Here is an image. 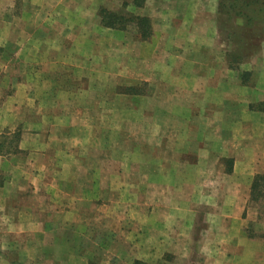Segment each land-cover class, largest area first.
Instances as JSON below:
<instances>
[{"label":"crops","instance_id":"crops-1","mask_svg":"<svg viewBox=\"0 0 264 264\" xmlns=\"http://www.w3.org/2000/svg\"><path fill=\"white\" fill-rule=\"evenodd\" d=\"M221 1L0 0V264H246V244L252 264H262L264 238L248 235L243 219L253 215L255 176L264 175V44L248 65L234 63L220 38ZM139 20L149 23L134 37L129 26ZM116 31L131 37L122 46L127 71L113 59L102 75L96 51L117 46ZM86 70L89 83L111 85L78 86ZM142 82L153 89L136 90ZM119 97L157 103H144L141 119L133 105L123 122L90 117ZM63 110L77 119L57 122ZM119 147L131 156L127 169L102 171ZM221 159H231L230 171L215 172ZM137 174L150 180L138 184L139 203L102 180L131 187ZM203 199L211 214L198 235Z\"/></svg>","mask_w":264,"mask_h":264},{"label":"rangeland","instance_id":"rangeland-1","mask_svg":"<svg viewBox=\"0 0 264 264\" xmlns=\"http://www.w3.org/2000/svg\"><path fill=\"white\" fill-rule=\"evenodd\" d=\"M118 1V0H117ZM118 8V7H117ZM114 8V9H117ZM219 10L223 12L224 19L226 18L225 26L220 27V38L224 42H229L231 43L232 50H231V55L230 59L235 63H246L249 62L250 59L254 57L255 54L259 53V49L264 44V0H222L219 6ZM168 12V11H167ZM166 12V13H167ZM134 14V13H133ZM148 21H140L135 22L132 21L129 26V32L133 33L134 37H140L139 35H136L137 31H143L144 26ZM149 23V22H148ZM25 26H34L32 24H29L27 20H23V27ZM38 27H43L40 23L37 25ZM132 36V37H133ZM113 35L111 34L110 38H112ZM115 37L118 39L119 44L117 46H114L113 44L110 43L103 44V48L101 51V54L99 56V51H96V59L101 60L103 62V67H102V75H107L111 71V65L113 64V59L116 62V66L118 71H122L123 73H126L127 71V64L129 63V58L126 57V52L122 46H126V42L129 41L131 38L129 34L121 35L116 31L115 32ZM123 42V43H121ZM240 43L239 45H236L237 43ZM236 43V44H234ZM240 48V53H238L235 49ZM246 65V66H247ZM247 68V67H245ZM244 70V69H243ZM258 69H256L257 71ZM92 73L86 70L85 77L83 83L79 84L78 86L81 87H88V86H93L95 88L100 87L102 90L105 89L108 85H111V81L106 80L104 82L94 83V82H88L89 80H92ZM243 75V80L246 83V85L249 87L251 86L252 90L253 87L256 85L255 81H253V75L254 71H244L242 73ZM241 75V76H242ZM75 85L72 84L69 81L68 83V88L69 92L65 93L66 96H75L71 92V87H74ZM136 87V90H140L143 93H145L146 90L150 89V91L153 89L152 86L149 87L147 83H139ZM76 90V89H75ZM82 92L81 98L79 99L81 101V104L86 106L87 108L90 107V101L88 100L91 92L86 90L85 88L80 90ZM85 92V93H83ZM39 102V100H37ZM54 100H50L48 104ZM153 107L157 103V99L154 98H148V99H142V97H119L116 103H110V101H107L106 103L103 102V106H101V113H96L95 111L92 110L93 114L90 115L91 118L94 119H103L104 122L108 121L110 119L111 122H123L125 121V107L128 106L130 107L131 105L134 106V111H135V118H139L136 113H140L141 106L144 103H147ZM230 102L234 108H241L238 103L237 99L231 98ZM264 107V100L261 102ZM255 104H251L250 107L253 108ZM233 109V108H232ZM139 112H138V111ZM64 114L63 115H57V122H61L62 120H65L66 122H74V120L77 119L76 114L73 113H68L66 114V110H63ZM141 114V113H140ZM94 116V117H93ZM159 116L162 118L163 115ZM82 116L78 115V119H81ZM156 117V116H155ZM165 117H167L165 115ZM238 117V116H237ZM237 117H235L237 119ZM55 118V116H54ZM184 118V117H183ZM141 119V118H139ZM174 117L171 116V121H173ZM56 120V119H55ZM149 122L154 121L152 118H147V121ZM136 121V120H135ZM236 121V120H235ZM141 122V120H139ZM237 124V123H236ZM237 127V126H235ZM62 130L59 129L55 131L57 134L60 133ZM13 137V135H12ZM17 138V136H15ZM57 137L55 138V140ZM115 139V138H114ZM13 140V139H12ZM121 147L118 149V154L116 157L115 155L110 158V156H107V158L103 157L102 159V165L101 169L102 171H107V172H124L126 168L127 163V158L131 160V156L129 157L124 149L120 150ZM12 149V147L10 148ZM155 150H152L151 153L156 154L157 149L154 148ZM140 155L142 156V151L141 148L139 149ZM102 151H105L102 149ZM61 156V152H58ZM113 158V159H112ZM63 161H66L67 158L62 157ZM60 160V162H57L58 165L63 166V161ZM220 161L223 162V167L221 164L216 163L215 164V172H219L222 169L224 171H230L232 167V162L231 159H221ZM94 163V164H93ZM82 164L85 165H91L92 167L96 166L99 164V162L96 161H90L88 159L83 160ZM93 164V165H92ZM137 164V163H135ZM141 166V163L139 164ZM137 166L135 168V172H138L140 170V167ZM153 168V167H152ZM148 169V168H146ZM1 178V175H0ZM157 178H154L156 180ZM103 181H110L112 183V187L116 188L119 192V195L121 196L122 199H132L133 201L139 203L143 199V190L138 187V184L141 183L143 180H147V177L145 179H142V176L137 174L135 175V178L132 179L131 182V187L127 186V181L125 179H120V178H109L108 176H103L102 178ZM150 180H147V182ZM154 185H151L150 188H154ZM261 190V191H260ZM260 190H258V193L254 197L251 202H249V209H252L253 215L252 217H248L247 215L243 219V227L245 231L247 232L248 235L252 237H261L264 238V187H261ZM147 191L148 188H146V193L144 195L147 196ZM199 196H201L199 194ZM206 202L205 199L199 203V208L197 212V218L199 221L196 223L197 226H195V231L196 234L200 235L202 233V229H204L203 223H201L202 220H206L207 216H210L211 211L208 210L205 205H203ZM150 213H153V211H150ZM136 214V213H135ZM140 214V212H139ZM249 214V211L247 212ZM138 218H141L140 215ZM136 230V228H134ZM197 229V230H196ZM262 250V253L264 254V245L259 248ZM245 260L246 264H252L253 263V247L249 244H246L245 248ZM262 264H264V255L262 256Z\"/></svg>","mask_w":264,"mask_h":264},{"label":"trees","instance_id":"trees-1","mask_svg":"<svg viewBox=\"0 0 264 264\" xmlns=\"http://www.w3.org/2000/svg\"><path fill=\"white\" fill-rule=\"evenodd\" d=\"M103 21H104V19H103ZM105 21H106V19H105ZM106 22L108 23L110 21H106ZM261 187H264V175L258 174L255 176V179L253 181L252 193H251L252 199H254V197L258 193V190H260Z\"/></svg>","mask_w":264,"mask_h":264}]
</instances>
